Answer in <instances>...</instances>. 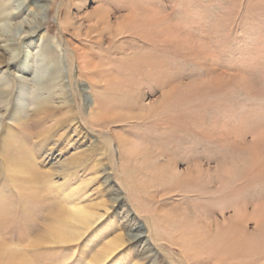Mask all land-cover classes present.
<instances>
[{
    "label": "rangeland",
    "instance_id": "rangeland-1",
    "mask_svg": "<svg viewBox=\"0 0 264 264\" xmlns=\"http://www.w3.org/2000/svg\"><path fill=\"white\" fill-rule=\"evenodd\" d=\"M0 241L264 264V0H0Z\"/></svg>",
    "mask_w": 264,
    "mask_h": 264
},
{
    "label": "bare ground",
    "instance_id": "bare-ground-1",
    "mask_svg": "<svg viewBox=\"0 0 264 264\" xmlns=\"http://www.w3.org/2000/svg\"><path fill=\"white\" fill-rule=\"evenodd\" d=\"M77 50L75 49L76 53H78ZM76 55H77V59L80 58V60L78 62V69L81 72V70H85L86 69V66H83L82 63H86L87 60L81 54H79V55L76 54ZM119 142H120L121 145H123V141H121V139H120ZM83 218L86 219V220H88V215L87 216H84ZM52 237H53L52 240H50L51 242L56 243V244H60V243L62 244V243H64L63 240H56V239H58V238H56V236H52ZM10 251L11 250L6 249L5 248V245L3 246V243L0 241V264H33V262H32L31 259H25V258H19V259H17V258H15L12 255H7V253H9ZM5 257L7 258V261L8 262H6Z\"/></svg>",
    "mask_w": 264,
    "mask_h": 264
},
{
    "label": "clouds",
    "instance_id": "clouds-1",
    "mask_svg": "<svg viewBox=\"0 0 264 264\" xmlns=\"http://www.w3.org/2000/svg\"><path fill=\"white\" fill-rule=\"evenodd\" d=\"M24 23L25 22H21L19 25H15L16 27H20V28H23L24 27ZM30 35V33L28 31H24L23 32V36H22V39L23 38H27L28 36ZM15 62V58H10L8 60V63H14Z\"/></svg>",
    "mask_w": 264,
    "mask_h": 264
}]
</instances>
